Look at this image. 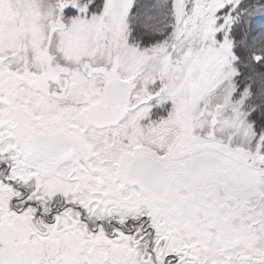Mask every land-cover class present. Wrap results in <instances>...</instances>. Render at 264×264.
<instances>
[{"label":"snow or ice","instance_id":"1","mask_svg":"<svg viewBox=\"0 0 264 264\" xmlns=\"http://www.w3.org/2000/svg\"><path fill=\"white\" fill-rule=\"evenodd\" d=\"M0 264H264V0H0Z\"/></svg>","mask_w":264,"mask_h":264}]
</instances>
